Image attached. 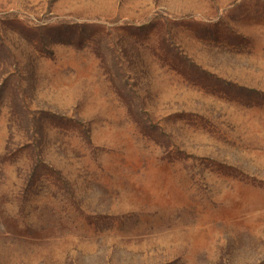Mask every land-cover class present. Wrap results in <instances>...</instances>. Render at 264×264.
<instances>
[{
	"label": "rangeland",
	"instance_id": "374dc122",
	"mask_svg": "<svg viewBox=\"0 0 264 264\" xmlns=\"http://www.w3.org/2000/svg\"><path fill=\"white\" fill-rule=\"evenodd\" d=\"M0 264H264V0H0Z\"/></svg>",
	"mask_w": 264,
	"mask_h": 264
}]
</instances>
